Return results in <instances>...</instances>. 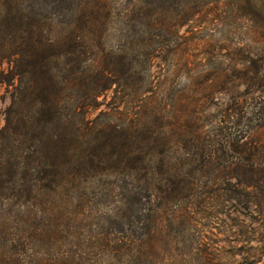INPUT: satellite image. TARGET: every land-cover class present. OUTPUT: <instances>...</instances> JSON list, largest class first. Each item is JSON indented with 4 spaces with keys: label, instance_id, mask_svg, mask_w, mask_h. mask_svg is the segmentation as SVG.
<instances>
[{
    "label": "trees",
    "instance_id": "obj_1",
    "mask_svg": "<svg viewBox=\"0 0 264 264\" xmlns=\"http://www.w3.org/2000/svg\"><path fill=\"white\" fill-rule=\"evenodd\" d=\"M25 1L29 10L23 5ZM78 1L79 7L71 10L67 0H0V84L12 88L5 124L0 128V261L155 264L158 245L154 234L162 226L157 203L163 202L166 209L191 195L196 190L190 180L204 168L189 159L197 154L190 143L186 146L191 153L180 152L166 130L173 124L167 100H155L157 111L146 109L153 99L148 97L153 91L152 81L135 76L133 58H111L107 53L86 64L92 44L89 32L96 33L95 44L105 45L103 35L107 31L97 30L105 24L109 0ZM167 1L133 2L140 8L134 16L152 29L141 31L138 44L147 46L143 61L150 66L165 48L159 47L160 40L155 38L160 34L156 32L170 30L173 22L175 26L189 23L202 8L188 1L179 19L181 15L173 17V11L165 6ZM247 1L251 5L244 9L258 15L256 1ZM50 8L72 17L66 31H54L55 18L44 19ZM236 53L239 57L240 52ZM242 55L245 57L240 60L250 61L245 52ZM5 60L10 64L6 70L2 68ZM253 63L258 60L253 59ZM113 85L116 92L123 91L115 104H121L124 94L138 86L142 105L134 121L119 107L104 120L103 111L92 119L87 116L90 109L100 107L99 97ZM250 94L255 100L254 113L264 121V82L255 84ZM235 111L238 109L230 107V112ZM134 124L138 129H130ZM256 152L253 158L225 164L219 170L235 180L224 189L243 208L236 216L232 209L221 213L231 219L230 231L239 229L238 241L249 246L234 250L198 240L191 243L187 264H257L264 255V141ZM108 177L112 181L104 182ZM95 187L117 190L121 236L96 237L80 244L68 239L73 235L70 233L60 243L61 227L76 228L79 214L88 203L82 198ZM78 193L81 196L76 199ZM80 205L83 208L79 212ZM66 240L70 242L67 249ZM1 243L8 247L5 252ZM237 255L241 261L223 263ZM170 264H183L182 258Z\"/></svg>",
    "mask_w": 264,
    "mask_h": 264
},
{
    "label": "rangeland",
    "instance_id": "obj_2",
    "mask_svg": "<svg viewBox=\"0 0 264 264\" xmlns=\"http://www.w3.org/2000/svg\"><path fill=\"white\" fill-rule=\"evenodd\" d=\"M67 1L72 5L71 10L79 7L78 0ZM188 1L197 2L202 7L200 12L189 23L175 26L173 22L168 30L170 33L156 32L160 34L155 38L160 40L159 47L165 48L154 59L152 66L143 61L147 46L138 45L141 31L152 29L142 25L134 16L140 9L133 5V2L137 3L136 0H109L107 10L104 11H108L107 19L97 30L107 31L103 35L105 45L95 44L96 33L89 32L92 44L86 55V64L104 58L107 53L111 58L120 55L133 58L136 61L135 76L147 78V83L152 81L153 91L148 97L153 99L146 109L157 111V99L167 100L168 108H172L170 116L173 118L170 122L173 124L166 130L175 139L174 144L180 152H197L189 159L202 164L204 168V172L197 173L190 180L196 190L191 195L176 200L166 209L163 208V202L157 203L162 226L154 234L158 245L155 264L176 263L181 258L182 263L187 264L191 243L202 239L213 246L221 245L226 249L236 250L249 246V243L238 241L241 239L237 235L239 229L234 227L230 231L231 227L228 226L232 221L221 213L232 209L236 216L237 211L243 208L232 200V193L224 189H229L235 180L227 178L219 170L225 164L232 165L231 163L243 162V159L258 155L256 149L264 141V121L261 115L254 113L252 106L255 100L250 99L254 85L264 82V0H255L257 12L262 19L258 17L259 14L255 16L244 9L250 4L247 0H168L165 6L176 17L182 14V8ZM23 5L27 10L30 9L28 2H23ZM63 7L66 9L67 6ZM50 17L56 20L54 31H66L73 22L71 16H62L53 8L49 9L44 19L48 21ZM239 48L243 49L239 51ZM122 49L125 52L120 53ZM236 52H240L239 57ZM243 52L250 59L249 62L240 60L245 57ZM253 59L258 60V63H253ZM9 65L5 60L2 68L6 70ZM137 87H131L130 94H124L121 104H115V98L120 97L123 91L119 89L116 92L113 85L99 97L98 101L102 103L100 107L90 109L87 116L92 119L103 111L104 120L115 107H119L121 113L127 114L134 121L142 105L138 101L140 91ZM11 89L6 83L0 84V128L5 124L6 109L11 102ZM261 100L264 101V98ZM178 101H181V105ZM230 107H235L238 111L240 108V111L230 112ZM116 116H119L118 113ZM129 127L138 129L136 124ZM186 143H190V151ZM112 179L108 177L104 182H111ZM80 196V193L75 195L76 199ZM116 196L117 190L104 191L95 187L87 191L86 197L82 199L87 198L88 203L83 210L79 206L81 213L76 228L62 226L60 243L70 233L73 235L68 239L80 244L96 237L121 236L118 223L120 204L116 202ZM63 243L67 245L65 249L70 247L69 240ZM1 246L4 247L3 252L8 249L4 243ZM237 260L241 261L242 258L237 255L223 263H236ZM0 264L12 263L0 261ZM257 264H264V255Z\"/></svg>",
    "mask_w": 264,
    "mask_h": 264
}]
</instances>
